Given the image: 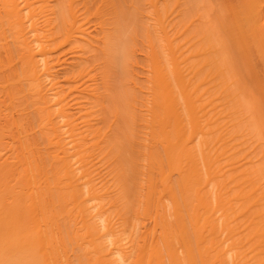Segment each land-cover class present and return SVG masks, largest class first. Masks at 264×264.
<instances>
[{"label":"bare ground","instance_id":"6f19581e","mask_svg":"<svg viewBox=\"0 0 264 264\" xmlns=\"http://www.w3.org/2000/svg\"><path fill=\"white\" fill-rule=\"evenodd\" d=\"M0 264H264V0H0Z\"/></svg>","mask_w":264,"mask_h":264}]
</instances>
